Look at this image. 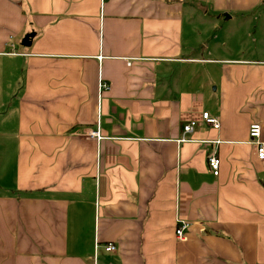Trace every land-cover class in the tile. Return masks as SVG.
Listing matches in <instances>:
<instances>
[{
  "label": "crops",
  "instance_id": "1",
  "mask_svg": "<svg viewBox=\"0 0 264 264\" xmlns=\"http://www.w3.org/2000/svg\"><path fill=\"white\" fill-rule=\"evenodd\" d=\"M262 17L264 0H0V264H264V52L202 39Z\"/></svg>",
  "mask_w": 264,
  "mask_h": 264
},
{
  "label": "rangeland",
  "instance_id": "2",
  "mask_svg": "<svg viewBox=\"0 0 264 264\" xmlns=\"http://www.w3.org/2000/svg\"><path fill=\"white\" fill-rule=\"evenodd\" d=\"M254 13H259L257 14L258 16L261 12L255 10ZM257 16H253L249 19L256 20ZM256 22L258 23V26L249 33L243 31V28L241 27V21H239L232 24L233 26L229 32L228 30H225L221 32L217 31L216 33L207 35L203 34V44L207 43L209 45H217L218 47L222 42H225L228 48L223 50L221 49V53L226 57H233L235 59L260 57V53L264 52V17L260 18ZM212 36H216V41L212 39ZM20 45L21 43L18 45L19 49H21ZM203 50L204 48L202 49V52ZM203 58L209 57L204 54Z\"/></svg>",
  "mask_w": 264,
  "mask_h": 264
},
{
  "label": "built area",
  "instance_id": "3",
  "mask_svg": "<svg viewBox=\"0 0 264 264\" xmlns=\"http://www.w3.org/2000/svg\"><path fill=\"white\" fill-rule=\"evenodd\" d=\"M101 89H106L105 84L100 85ZM202 121L212 127L213 129L219 128V121L217 118L210 116L208 112H203L201 114ZM198 126V121H190L183 126V132L185 134L191 133L195 127ZM91 137L100 139L98 132H91ZM249 144L253 146L256 151L257 159L259 161H264V143L261 141V125L258 123H251L248 131ZM182 141H185L184 139ZM207 165L211 173L216 177L219 174L220 161L218 157L213 153L207 159ZM190 224L187 221H178L175 226V237L178 241H183L185 238V232L189 229ZM97 246L95 247V253L97 251ZM116 249L114 244H108L104 247L105 252H112Z\"/></svg>",
  "mask_w": 264,
  "mask_h": 264
},
{
  "label": "water",
  "instance_id": "4",
  "mask_svg": "<svg viewBox=\"0 0 264 264\" xmlns=\"http://www.w3.org/2000/svg\"><path fill=\"white\" fill-rule=\"evenodd\" d=\"M29 37H30V36H28V35H26V36L24 37V40L22 41V44H23V45H29Z\"/></svg>",
  "mask_w": 264,
  "mask_h": 264
}]
</instances>
